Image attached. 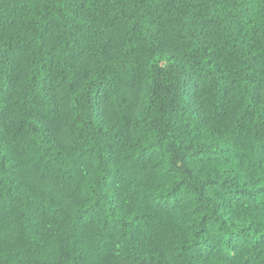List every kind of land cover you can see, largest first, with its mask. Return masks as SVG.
I'll return each mask as SVG.
<instances>
[{
	"label": "trees",
	"instance_id": "obj_1",
	"mask_svg": "<svg viewBox=\"0 0 264 264\" xmlns=\"http://www.w3.org/2000/svg\"><path fill=\"white\" fill-rule=\"evenodd\" d=\"M0 264H264V0H0Z\"/></svg>",
	"mask_w": 264,
	"mask_h": 264
}]
</instances>
